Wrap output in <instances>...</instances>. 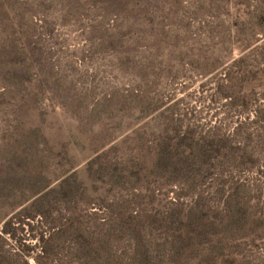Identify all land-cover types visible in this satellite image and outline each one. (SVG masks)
<instances>
[{
    "label": "rangeland",
    "instance_id": "obj_1",
    "mask_svg": "<svg viewBox=\"0 0 264 264\" xmlns=\"http://www.w3.org/2000/svg\"><path fill=\"white\" fill-rule=\"evenodd\" d=\"M0 264H264V0H0Z\"/></svg>",
    "mask_w": 264,
    "mask_h": 264
},
{
    "label": "trees",
    "instance_id": "obj_2",
    "mask_svg": "<svg viewBox=\"0 0 264 264\" xmlns=\"http://www.w3.org/2000/svg\"><path fill=\"white\" fill-rule=\"evenodd\" d=\"M211 224H212V225L215 224V221H212Z\"/></svg>",
    "mask_w": 264,
    "mask_h": 264
}]
</instances>
